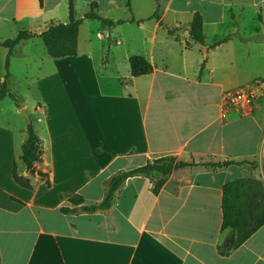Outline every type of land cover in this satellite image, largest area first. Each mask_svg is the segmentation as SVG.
<instances>
[{
    "label": "crops",
    "instance_id": "obj_1",
    "mask_svg": "<svg viewBox=\"0 0 264 264\" xmlns=\"http://www.w3.org/2000/svg\"><path fill=\"white\" fill-rule=\"evenodd\" d=\"M72 1L74 10L78 0ZM174 1L86 0L88 11L80 16L74 11L76 20L95 2L100 16L124 23L109 29L83 20L76 56L52 59L45 51L41 62L51 71L36 82L42 96L35 119L30 117L43 149L33 175L19 159L27 123H0V264H264V224L236 249L230 248L233 232L221 229L226 183L250 178L241 202L264 200V92L249 115L221 116L224 92L264 80L259 69L264 39L256 38L264 31L239 37L236 56L228 49L233 33L221 35L200 10L181 15ZM221 6L228 19L233 5ZM194 13L203 19V45L188 33ZM67 21L68 0H0V42L7 40L1 37L5 30L10 39L19 31L40 35L50 24ZM94 23L99 39L106 41L98 66L82 47L90 39L81 42L82 31ZM123 28L140 34L136 46L119 35L109 42L111 32ZM38 40L19 43L9 68L14 59H27L29 52L21 51L30 45L31 52ZM113 51L121 57L116 59ZM7 54L0 47L1 64ZM132 56L143 57L152 72L131 77ZM115 60L125 69L116 70L119 89L112 91L102 82ZM81 80L87 81L82 95L72 87ZM163 157L196 165L174 169L156 194L153 183L160 176L127 179L105 212L60 213L67 196L79 194L86 205L98 204L111 177ZM226 161L245 163L216 169L201 165ZM13 163L31 189L13 181ZM38 172L48 175L49 187Z\"/></svg>",
    "mask_w": 264,
    "mask_h": 264
},
{
    "label": "trees",
    "instance_id": "obj_2",
    "mask_svg": "<svg viewBox=\"0 0 264 264\" xmlns=\"http://www.w3.org/2000/svg\"><path fill=\"white\" fill-rule=\"evenodd\" d=\"M130 11V6L127 4ZM97 4L91 2L89 5V12L84 15L83 19L76 20L74 18L73 1L68 0V21L66 23L50 24L46 30L40 35L31 34L26 31H19L15 37L0 42V47L8 49V54L5 58V76L0 83V101L8 97L14 103L16 109H21L16 96L11 92L9 87V62L13 56L15 47L23 42L35 37L41 39L47 55L52 59H62L66 57H74L77 55V38L78 27L83 20L97 21L101 25L109 29L123 24L124 21L113 22L100 16L95 10ZM158 13H155L153 18L157 19ZM188 33L192 40L200 45L204 44L203 35V19L199 13H194L192 20L187 24ZM224 39L212 43L211 48L218 46ZM131 77L138 78L148 75L152 72V66L141 56H132L128 59ZM27 138L21 147L20 161L27 172L34 174L35 164L41 161L43 155L42 142L34 130L32 121L27 123L26 127ZM245 162H217L201 164L207 168H221L231 165L240 166ZM193 163H184L176 161L174 157H163L153 161H147L145 165L133 168L127 171L119 172L110 178L106 185V192L103 200L98 204L86 205L83 197L79 194H74L66 197L67 206L59 209L62 214H74L77 210L82 213L105 212L111 208L115 193L119 187L129 178L136 176H143L154 179L155 176H160L159 179H154L153 193H158L161 188L164 178L168 176L174 169L183 168L186 166H195ZM264 173V163L262 164ZM37 175L45 180L49 187L50 182L48 175L38 172ZM11 176L13 181L27 189H31L30 180L18 175L16 171V164L13 163ZM253 182L250 178L238 179L226 183L222 188V223L221 229H230L233 232V242L231 249H236L242 245L253 233H255L264 224V200L258 203H242L240 195L244 189L249 187V183ZM258 184H261L257 182ZM264 197V196H263ZM257 212H262V215L257 217Z\"/></svg>",
    "mask_w": 264,
    "mask_h": 264
},
{
    "label": "rangeland",
    "instance_id": "obj_3",
    "mask_svg": "<svg viewBox=\"0 0 264 264\" xmlns=\"http://www.w3.org/2000/svg\"><path fill=\"white\" fill-rule=\"evenodd\" d=\"M261 2H264V0H175L173 7L180 12L181 15L185 14V17H188L192 10H200L205 14V16H207V18L210 17L219 26L221 35L227 32H230V34L233 33L234 41L230 43L228 49L232 54L240 56L241 49L240 44L238 43L239 37L244 39L250 38L256 30L259 31L262 29L264 31V3L259 4ZM224 3L233 5V9H235L234 11L231 10V12L227 14L228 19H225L223 15L224 7L221 5ZM240 4H243V8L239 7ZM74 11L76 16H80L88 11L86 0H78L74 6ZM113 16L120 17L121 13H116ZM178 17H181L180 14ZM168 19L170 20V18ZM229 20L233 21L230 22ZM88 26V28H85L84 31H82L81 42L83 43V38L86 37L90 39V42L89 45L83 43L82 47H84L87 51L89 50L95 64L98 66V63L101 62L102 56L105 57L102 46L105 47L103 44L106 41L103 42L99 39L97 35V23ZM118 29L111 32V39L109 42L112 41V39L116 40L119 35L125 37L129 43L134 44L135 46L137 45V43L134 42V40L139 41L140 39V34L137 33V31L131 28ZM7 35L8 33L5 30L1 37H3V39H10L11 36ZM262 44V49L264 50V40ZM29 46L30 45L24 47L23 51H21L29 52L27 59L18 58L12 61L8 70L10 74L9 87L11 92L16 96L19 104L26 106L27 109L25 112L29 116V119L31 117V119L34 120L35 115L33 110L37 106L38 102L41 101L42 96L37 89L36 82L40 77L51 71V66L45 65L41 62V59L46 57V53L40 40L34 42V47L31 52L29 51ZM21 52H19V54ZM113 56L117 59L121 57V54L113 51ZM114 62V66L110 71V74H108V78H105V81L102 82L105 87L112 91L119 89L118 84L115 79H113L117 73L116 70L122 71V69H125V64H123V62L118 60H115ZM4 65V62L2 64L0 62V83L6 73ZM259 69L263 70L262 73L264 74V65H261ZM41 79L44 80L46 78ZM72 87L76 89V92L81 93L82 95L83 91H85L84 89L87 88V81L81 80L74 83ZM0 123L18 126V124L25 125L28 122L23 114L15 112L14 103L11 99L5 97L0 101ZM250 163L254 164V161L253 163ZM261 215L262 212H257L256 216L260 217Z\"/></svg>",
    "mask_w": 264,
    "mask_h": 264
},
{
    "label": "built area",
    "instance_id": "obj_4",
    "mask_svg": "<svg viewBox=\"0 0 264 264\" xmlns=\"http://www.w3.org/2000/svg\"><path fill=\"white\" fill-rule=\"evenodd\" d=\"M262 92H264V80L262 79L252 80L236 90L224 92L221 100L222 118L226 120L230 114L249 115Z\"/></svg>",
    "mask_w": 264,
    "mask_h": 264
},
{
    "label": "water",
    "instance_id": "obj_5",
    "mask_svg": "<svg viewBox=\"0 0 264 264\" xmlns=\"http://www.w3.org/2000/svg\"><path fill=\"white\" fill-rule=\"evenodd\" d=\"M256 38H257L258 40H262V39H264V34L259 35V36H257ZM20 113L23 114V116L26 118L27 122L29 123V122H30V119H29V116L27 115V113L25 112V110H24V109H21V110H20ZM78 211H79V210H78Z\"/></svg>",
    "mask_w": 264,
    "mask_h": 264
}]
</instances>
